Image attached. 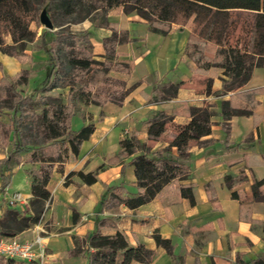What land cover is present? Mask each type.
<instances>
[{"label": "crops", "instance_id": "crops-1", "mask_svg": "<svg viewBox=\"0 0 264 264\" xmlns=\"http://www.w3.org/2000/svg\"><path fill=\"white\" fill-rule=\"evenodd\" d=\"M102 21L128 32L130 41L118 45L116 52L121 59L132 61V70L124 77L129 92L120 105L110 101L101 106L89 105L72 118L75 130L92 122L94 131L83 141L77 156L63 164L61 172L53 170L47 185L50 195L43 203L40 221L16 236L24 241L39 236L46 264H87L88 250L99 248H114L116 264H120L122 250L138 245L153 252L148 264H244L264 258V200L253 194L255 191L264 197V184L255 186V182L264 180V67H254L245 84L222 94L223 79H227L222 71H202L186 53L188 36L193 32L191 20L185 25L171 23L163 34L151 30L137 11L126 13L121 8L84 19L73 30L88 32L92 56L98 59L103 58L102 40L113 31L102 27ZM231 47L249 52L250 43ZM24 52L27 57L31 55L30 51ZM0 62V79L27 69L26 60L2 53ZM169 83L177 85L176 94L158 100ZM223 101L248 114L223 120ZM195 107L213 111L210 133L192 144L185 158L178 157L175 147L169 150L186 165L183 178L170 181L153 200L138 208H100V198L107 188H121L122 197L138 192L132 159L167 148L190 121V109ZM157 113L169 119L164 132L152 139L147 121ZM126 137L134 138L141 146L122 156L120 140ZM0 162L4 166L0 168L1 219L10 209L5 202L8 194L22 192L28 202L31 194L22 163L12 164L3 152ZM18 172L26 178L23 188L14 184ZM82 172L94 174L95 181L87 185L77 175ZM31 214L29 202L21 215ZM74 239L79 245L72 253ZM9 262L34 264L19 260L0 264Z\"/></svg>", "mask_w": 264, "mask_h": 264}, {"label": "trees", "instance_id": "trees-1", "mask_svg": "<svg viewBox=\"0 0 264 264\" xmlns=\"http://www.w3.org/2000/svg\"><path fill=\"white\" fill-rule=\"evenodd\" d=\"M48 6L49 11L60 17L76 14L79 21L96 11L106 14L110 10L120 8L126 13L135 10L151 30L163 34L171 23L185 25L189 20L195 23L206 11L212 9L214 13L205 30L199 34L191 32L188 36L186 53L196 67L202 71H208L210 68L222 71L227 77L223 79L222 94L245 84L254 67H264V0H154L147 9L141 8L140 5L129 7L127 2L119 3V0H48L47 8ZM33 7V0H0V53L19 61L29 58L24 52V42H32L36 37V32L29 29ZM235 9L254 11L253 37L249 52L233 48L228 43V29L231 25L228 15ZM51 18L54 26L60 25L53 16ZM100 25L111 27L113 30L102 40L103 60H96L92 56L88 32H73L63 28L55 32L53 38L47 42L46 36L49 32L45 30L39 39L40 48L48 57V69L38 87L30 94L21 96L5 77L0 79V84H9L10 98L6 100L5 107L11 112L8 123L0 121V139L11 141L10 154L29 151L27 157L32 164L25 170L30 179L29 202L32 214L24 216L16 209L6 210L0 219L2 236H16L18 232L40 221L43 203L50 195L47 185L53 170L61 172L63 164L77 156L83 141L93 133L92 122L75 130L71 125L72 118L89 105L101 106L109 101L120 105L129 92L124 77L130 74L132 61L121 59V55L116 52L118 45L130 41L128 32L118 30L116 26L105 21ZM6 36L11 38V44L5 41ZM208 53L212 56H207ZM1 69L0 62V71ZM16 76L20 84L26 83L27 77L23 71ZM58 89H66L64 100L59 92L47 94ZM176 92L177 85L169 83L160 91L158 100L172 98ZM221 109L223 120L238 114H248L246 110L234 108L229 101H223ZM190 110V121L167 148L151 156L139 154L132 159L138 192L122 197L121 188H107L100 198V208H112L117 205L130 209L138 208L153 200L170 181L183 178L186 165L174 158L169 150L175 147L178 157L185 158L188 155L187 149L196 144L201 136L210 133V116L213 115V111L208 110V107H195ZM168 119L164 113H157L149 119L148 136L153 139L161 135ZM139 146L141 144L132 137L120 140L121 155H130ZM45 147L49 148V153ZM7 162L5 160L4 164ZM77 175L87 185L95 181L94 174L82 172ZM7 183L8 179L5 178L4 184ZM263 184L264 180L255 182L256 187ZM253 194L254 198L264 200V197L255 191ZM98 233L99 231L95 232L93 237H97ZM155 241L160 242L158 237ZM73 243L75 247L72 253H75L79 243L75 239ZM122 256L120 264H131L132 261L148 264L154 257L153 252L143 245L123 249ZM87 257V264H116L114 248L88 250ZM244 264H264V258L257 257Z\"/></svg>", "mask_w": 264, "mask_h": 264}, {"label": "rangeland", "instance_id": "rangeland-1", "mask_svg": "<svg viewBox=\"0 0 264 264\" xmlns=\"http://www.w3.org/2000/svg\"><path fill=\"white\" fill-rule=\"evenodd\" d=\"M123 2H127V6L134 7V5H140L141 8L147 9L149 5L154 0H121ZM34 7L31 9V18L32 21L29 24V29H31L33 32H36L35 40L32 42H24V50L30 51L31 55L28 56L31 59H26L25 66L27 69L23 71L24 75L27 77V81L25 84H20L18 82L17 76H7L5 77L8 80V83H10V86L14 88L21 96H25L30 94L43 80V78L46 75V71L48 69V57L44 54L43 50L40 48L39 43V36L40 34L45 31L43 25L40 23L39 20V13L42 10L46 11V14L49 15L50 19L53 16L55 18V21L57 23H60L59 26H54V30H46L49 32V34L46 36V41L49 42L51 38H53V35L55 32H59L63 30V28H68L69 30H77L79 24L81 21H79L78 16L76 14L73 15H63L60 17L58 14H55L51 11H49L48 0H33ZM214 11L212 9H209L206 11V14L201 17L199 20H197L195 23L191 22L192 25V31L195 34H199L202 31L205 30L207 25L209 24V21L211 17L213 16ZM100 14V11H96L91 16H89L86 19H92L93 16ZM254 13L252 12H246L241 10H233L229 12L228 18L229 22L231 23L230 28L228 29V43L229 45H240L245 46L249 43H251L252 40V17ZM190 21V20H189ZM188 21V22H189ZM74 32V31H73ZM5 41L9 44H11V38L9 36L5 37ZM38 43V44H37ZM210 54V53H208ZM207 54V56H208ZM212 55V54H211ZM95 58V57H94ZM96 60H103V58H95ZM3 71L6 73L5 67H3ZM0 84V121L3 123H8L10 119V110L5 107V104L7 103L6 100L10 98V87L9 84ZM55 92H59L61 94V99H65L66 95V89H58L55 91H51V93H47L48 95H51ZM12 149L11 141H4L0 139V152H3L7 154L12 164H19L20 167L24 168L25 170L30 168L32 166L30 159H28L29 151H21L19 153H13L10 154ZM46 151L49 153V148L45 147ZM34 166V165H33ZM37 166V165H35ZM4 166L0 162V168H3ZM6 167V166H5ZM26 174V173H25ZM26 182V178L23 176L22 172H18L14 179V184H18L20 187H24ZM15 190V189H12ZM22 190V189H19ZM22 193V192H21ZM23 194V193H22Z\"/></svg>", "mask_w": 264, "mask_h": 264}, {"label": "built area", "instance_id": "built-area-1", "mask_svg": "<svg viewBox=\"0 0 264 264\" xmlns=\"http://www.w3.org/2000/svg\"><path fill=\"white\" fill-rule=\"evenodd\" d=\"M6 206L25 213L28 207V197L19 191H12L5 198ZM13 260L46 264L45 248L39 236L32 240H21L17 236L6 237L0 234V263Z\"/></svg>", "mask_w": 264, "mask_h": 264}, {"label": "water", "instance_id": "water-1", "mask_svg": "<svg viewBox=\"0 0 264 264\" xmlns=\"http://www.w3.org/2000/svg\"><path fill=\"white\" fill-rule=\"evenodd\" d=\"M40 17H39V20H40V23L43 25L44 29L46 30H54L53 29V24L51 22V19L49 17L48 14H46V11L45 10H42L40 13H39Z\"/></svg>", "mask_w": 264, "mask_h": 264}]
</instances>
